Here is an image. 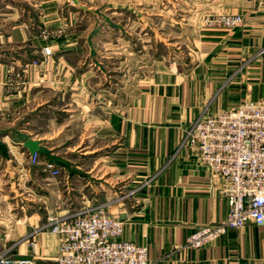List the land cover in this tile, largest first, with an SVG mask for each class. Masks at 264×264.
<instances>
[{
  "label": "crops",
  "instance_id": "obj_1",
  "mask_svg": "<svg viewBox=\"0 0 264 264\" xmlns=\"http://www.w3.org/2000/svg\"><path fill=\"white\" fill-rule=\"evenodd\" d=\"M174 1L175 11L195 20V28L197 20L221 14L241 15L245 24L199 31L188 67L160 63L154 72L143 73L137 85L116 84L121 98L115 108L104 100L101 85L106 73L96 46L100 29L79 25L73 0L34 5L43 28L68 25L64 38L49 42L36 30L38 22L23 21L21 9L0 10V48H5L0 52V112L14 114L20 122L16 133L24 134L5 132L0 156L30 164L24 143L38 141L41 163L28 170L35 177L40 172L43 179L31 195L33 206L21 207L20 215L4 208L0 222L12 226L0 233V254L11 251L30 264H56L58 236L46 232L28 237L49 215L109 202L110 214L125 223L122 239L147 247L149 259L159 264H264V227L254 223L201 249L187 247V239L201 226L224 221L229 208L221 180L181 148L201 117L248 101L264 102V0ZM46 46L53 49L48 64L31 68L26 89L9 96L4 82L10 66L41 61ZM61 115L63 119H55ZM23 116L25 121H19ZM45 121L48 131L33 132L36 123ZM61 138L58 147L50 144ZM45 161L65 172L66 195H58L59 185L48 181L52 175L43 170ZM21 169L14 167V174Z\"/></svg>",
  "mask_w": 264,
  "mask_h": 264
},
{
  "label": "built area",
  "instance_id": "obj_2",
  "mask_svg": "<svg viewBox=\"0 0 264 264\" xmlns=\"http://www.w3.org/2000/svg\"><path fill=\"white\" fill-rule=\"evenodd\" d=\"M208 28L235 29L245 24L241 15L221 14L205 19ZM44 56L51 50L44 49ZM264 55V49L260 53ZM181 148L222 182L228 204L227 218L216 225H203L187 239V247L201 249L220 240L230 230L249 223L264 227V102H245L235 110L201 117L187 132ZM33 165L40 153L30 154ZM43 170L54 177L62 171L51 161ZM111 203L82 205L65 215H49L28 239L51 233L60 239L56 264H159L149 259L145 246L122 239L125 223L110 214ZM34 245V243H32ZM11 251L0 254V264H30Z\"/></svg>",
  "mask_w": 264,
  "mask_h": 264
},
{
  "label": "rangeland",
  "instance_id": "obj_3",
  "mask_svg": "<svg viewBox=\"0 0 264 264\" xmlns=\"http://www.w3.org/2000/svg\"><path fill=\"white\" fill-rule=\"evenodd\" d=\"M40 2L41 0H0V10L8 6L21 9L23 21L29 22L33 18V24L38 22L35 25L36 30L39 31V35L44 41L49 42L64 38L68 31L67 23L55 29H46L43 28L42 22H40L41 17L34 15L36 14L34 5ZM81 2L75 3V9L80 18L79 25L86 30H91L94 27L100 29L96 36V46L103 57L106 73L101 85L104 93H106L104 100H107L109 104L111 103V108L120 105L121 95H116V84H119L120 88H124L126 84L129 87L137 85L143 73L154 72L160 63L168 67L177 65L188 67L197 51L195 39L200 34L199 31L210 29L205 24L207 17L201 21L197 20L198 26L195 28L193 26L195 20H192L191 17L179 15L180 13L175 11L174 0H81ZM73 3L71 2V4ZM80 6H84L90 12L83 11ZM38 12L37 14H39ZM4 49V47H1L0 52ZM44 49L51 50L52 54L44 56ZM40 55L41 61H32L28 65H22L21 68L14 65L10 66L4 82L5 92L9 96L19 95L26 89L31 68L36 70L40 66L48 64L53 55V49L46 46L41 50ZM107 73H111V77ZM126 75L131 78L123 80ZM63 118L61 115L55 119L61 120ZM25 119L26 116H23V119L19 121H25ZM15 121L14 114L0 112V138L6 134L5 132H12L14 135H19V137L24 136L19 132L16 133L20 122ZM46 124H48V121L42 124L36 123L35 125L38 128L33 132L48 131ZM26 131L31 132V129L29 128ZM52 132L42 134H51ZM8 139L11 141L10 137ZM59 141L58 143L50 142V144H57L58 147L63 139L61 138ZM5 145L0 142V154L5 152ZM61 150L62 148L57 149L62 153ZM2 158L0 156V216L5 215L4 211L6 210L4 208L6 206H10L13 211L16 210L15 212L20 215L21 207L31 206V201H34L31 195L34 194L38 182L40 181V185L43 179L40 172L36 177L30 174L28 168L33 167L30 156V164L26 160L15 159V156L11 160L10 156L7 161ZM38 163H41L40 160ZM17 166L22 167V169L14 174L13 168ZM24 169L26 170L23 171ZM61 171L62 174L57 177L45 172L52 175L48 181L55 183L57 186L59 185L58 187L61 190L60 192L57 191V194L60 196L66 195V189L65 191L62 190L66 185L62 181L65 172L62 169ZM43 178L47 179L46 177ZM9 226L12 225L0 222V233L6 231Z\"/></svg>",
  "mask_w": 264,
  "mask_h": 264
},
{
  "label": "water",
  "instance_id": "obj_4",
  "mask_svg": "<svg viewBox=\"0 0 264 264\" xmlns=\"http://www.w3.org/2000/svg\"><path fill=\"white\" fill-rule=\"evenodd\" d=\"M73 2L78 4L77 0H73ZM80 8L87 11V9L84 6H80ZM24 147L28 149V151L32 155L40 152V143L38 141H34L33 139L26 141L24 143Z\"/></svg>",
  "mask_w": 264,
  "mask_h": 264
}]
</instances>
